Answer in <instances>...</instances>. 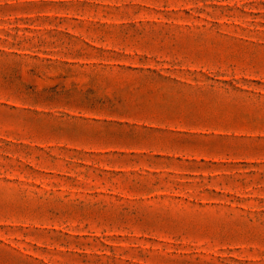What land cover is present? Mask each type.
<instances>
[{
  "label": "rangeland",
  "instance_id": "obj_1",
  "mask_svg": "<svg viewBox=\"0 0 264 264\" xmlns=\"http://www.w3.org/2000/svg\"><path fill=\"white\" fill-rule=\"evenodd\" d=\"M0 264H264V0H0Z\"/></svg>",
  "mask_w": 264,
  "mask_h": 264
}]
</instances>
